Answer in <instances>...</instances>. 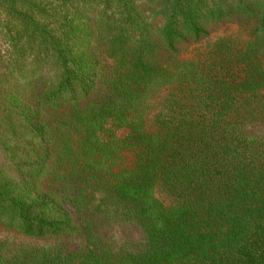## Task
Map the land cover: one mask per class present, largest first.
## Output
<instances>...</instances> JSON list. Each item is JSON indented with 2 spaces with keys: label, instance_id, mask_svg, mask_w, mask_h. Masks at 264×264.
Here are the masks:
<instances>
[{
  "label": "trees",
  "instance_id": "trees-1",
  "mask_svg": "<svg viewBox=\"0 0 264 264\" xmlns=\"http://www.w3.org/2000/svg\"><path fill=\"white\" fill-rule=\"evenodd\" d=\"M0 229V264H264V0H0Z\"/></svg>",
  "mask_w": 264,
  "mask_h": 264
},
{
  "label": "rangeland",
  "instance_id": "rangeland-1",
  "mask_svg": "<svg viewBox=\"0 0 264 264\" xmlns=\"http://www.w3.org/2000/svg\"><path fill=\"white\" fill-rule=\"evenodd\" d=\"M0 235H3V237L9 238L11 240L21 241L22 239L20 236H16L12 231H6L3 229H0ZM16 237V238H15Z\"/></svg>",
  "mask_w": 264,
  "mask_h": 264
}]
</instances>
